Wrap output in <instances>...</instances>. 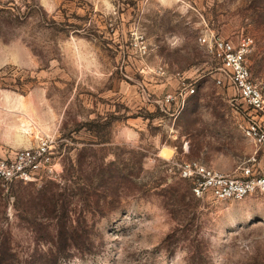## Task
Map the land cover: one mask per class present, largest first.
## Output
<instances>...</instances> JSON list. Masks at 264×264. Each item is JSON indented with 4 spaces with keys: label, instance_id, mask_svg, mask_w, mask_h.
<instances>
[{
    "label": "rangeland",
    "instance_id": "rangeland-1",
    "mask_svg": "<svg viewBox=\"0 0 264 264\" xmlns=\"http://www.w3.org/2000/svg\"><path fill=\"white\" fill-rule=\"evenodd\" d=\"M213 34L252 36L264 80V0H0V156L47 135L59 170L0 180V264H264V195L198 197L178 171L264 166Z\"/></svg>",
    "mask_w": 264,
    "mask_h": 264
},
{
    "label": "built area",
    "instance_id": "built-area-1",
    "mask_svg": "<svg viewBox=\"0 0 264 264\" xmlns=\"http://www.w3.org/2000/svg\"><path fill=\"white\" fill-rule=\"evenodd\" d=\"M220 63L216 82L234 91V105L240 115L238 127L244 137L257 147L264 148V80L253 78L247 56L252 51L254 38L246 35L235 45L221 35L200 38ZM194 87L188 93H194ZM56 140L41 136L35 146L6 150L0 156V180L4 184L15 181L42 184L57 176ZM239 173L229 174L212 168L198 159L178 163L179 175L189 180L193 193L198 197L218 200L242 199L264 195V166L257 154Z\"/></svg>",
    "mask_w": 264,
    "mask_h": 264
},
{
    "label": "bare ground",
    "instance_id": "bare-ground-1",
    "mask_svg": "<svg viewBox=\"0 0 264 264\" xmlns=\"http://www.w3.org/2000/svg\"><path fill=\"white\" fill-rule=\"evenodd\" d=\"M26 124V123H25ZM30 124V123H29ZM27 127H29L28 125H27Z\"/></svg>",
    "mask_w": 264,
    "mask_h": 264
}]
</instances>
